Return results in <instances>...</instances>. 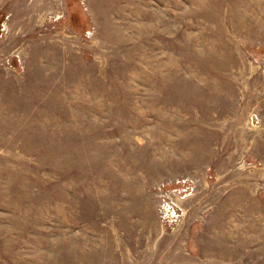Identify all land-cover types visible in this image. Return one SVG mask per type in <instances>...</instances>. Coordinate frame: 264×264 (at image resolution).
I'll use <instances>...</instances> for the list:
<instances>
[{
	"label": "rangeland",
	"instance_id": "rangeland-1",
	"mask_svg": "<svg viewBox=\"0 0 264 264\" xmlns=\"http://www.w3.org/2000/svg\"><path fill=\"white\" fill-rule=\"evenodd\" d=\"M0 264H264V0H0Z\"/></svg>",
	"mask_w": 264,
	"mask_h": 264
}]
</instances>
